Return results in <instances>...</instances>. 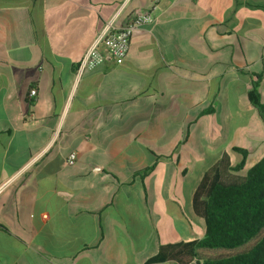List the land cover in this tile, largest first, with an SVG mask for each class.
I'll return each instance as SVG.
<instances>
[{"label": "crops", "instance_id": "crops-1", "mask_svg": "<svg viewBox=\"0 0 264 264\" xmlns=\"http://www.w3.org/2000/svg\"><path fill=\"white\" fill-rule=\"evenodd\" d=\"M144 11L122 62L76 77ZM254 82L264 105V0H0V264H148L201 239L204 174L264 157Z\"/></svg>", "mask_w": 264, "mask_h": 264}, {"label": "trees", "instance_id": "trees-1", "mask_svg": "<svg viewBox=\"0 0 264 264\" xmlns=\"http://www.w3.org/2000/svg\"><path fill=\"white\" fill-rule=\"evenodd\" d=\"M248 99L264 125L256 82ZM234 151L242 155V161L232 166L224 154L193 194V212L204 222L202 238L161 245L148 264H264V157L241 175L248 152ZM149 170L139 174L144 176Z\"/></svg>", "mask_w": 264, "mask_h": 264}, {"label": "built area", "instance_id": "built-area-1", "mask_svg": "<svg viewBox=\"0 0 264 264\" xmlns=\"http://www.w3.org/2000/svg\"><path fill=\"white\" fill-rule=\"evenodd\" d=\"M158 1L154 0V2ZM153 22L154 19L151 13L144 11L133 16L121 28H117L111 23L107 24L100 36L91 44L79 62L76 69V77L79 78L83 73L95 69L105 61L122 62L128 53L130 39L134 31L143 25ZM35 96L36 90L31 88L28 92V97L33 99ZM73 160L74 156L71 155L68 162H72Z\"/></svg>", "mask_w": 264, "mask_h": 264}, {"label": "rangeland", "instance_id": "rangeland-1", "mask_svg": "<svg viewBox=\"0 0 264 264\" xmlns=\"http://www.w3.org/2000/svg\"><path fill=\"white\" fill-rule=\"evenodd\" d=\"M255 161H256V158L251 156V157L249 158L248 163H249V164H252V163H254ZM168 264H176V263H175V262H169Z\"/></svg>", "mask_w": 264, "mask_h": 264}]
</instances>
